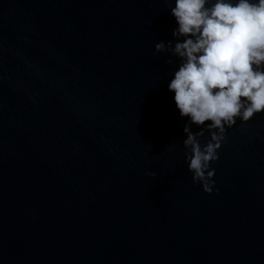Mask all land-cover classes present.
Here are the masks:
<instances>
[{
  "label": "water",
  "instance_id": "1",
  "mask_svg": "<svg viewBox=\"0 0 264 264\" xmlns=\"http://www.w3.org/2000/svg\"><path fill=\"white\" fill-rule=\"evenodd\" d=\"M168 2L0 0V264H264V114L193 182Z\"/></svg>",
  "mask_w": 264,
  "mask_h": 264
},
{
  "label": "clouds",
  "instance_id": "2",
  "mask_svg": "<svg viewBox=\"0 0 264 264\" xmlns=\"http://www.w3.org/2000/svg\"><path fill=\"white\" fill-rule=\"evenodd\" d=\"M167 6L174 41L154 47L179 61L168 90L187 121L185 163L193 182L211 194V165L227 130L264 114V0H169Z\"/></svg>",
  "mask_w": 264,
  "mask_h": 264
}]
</instances>
